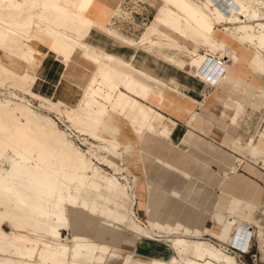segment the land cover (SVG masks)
Returning <instances> with one entry per match:
<instances>
[{"label": "rangeland", "instance_id": "rangeland-1", "mask_svg": "<svg viewBox=\"0 0 264 264\" xmlns=\"http://www.w3.org/2000/svg\"><path fill=\"white\" fill-rule=\"evenodd\" d=\"M237 6L238 9L241 6V17L234 13ZM104 9H109L108 13ZM223 10L227 12L223 13ZM254 12L256 16L253 17ZM110 16H114L112 20ZM186 17L202 20V25L212 29V38L196 34L193 24L187 22ZM257 22L264 23V0H0V60L12 68V72H8L0 67V167L12 172L16 163L20 165V171L40 164V170L44 172L41 175L43 180L59 190L63 198L64 214L62 212L60 220L55 215L43 217V220L49 221L46 231L30 227L16 229L3 216L5 208L0 207L1 216L5 218L1 227L6 231L2 230L8 234L9 240L12 239H6V243L18 244L23 251L34 250L33 258L28 257V260L24 256L23 262L218 264L204 258L203 253L196 254L202 260L173 257L174 249L184 252L188 242L194 246L199 244L184 240L182 232L178 233V229L184 228L182 225L203 228L194 224L193 216L199 215L194 209H186L182 217L174 218L153 219V213H149V224L144 227L147 215L143 208L132 202L134 190L137 196L140 193L141 198H145L143 184L147 181L148 195L152 187L170 197L176 196L178 190L185 189L197 195L201 188H205L214 209L211 206L206 210L204 223L211 227L215 224L211 214L226 206L227 201L232 199V192L233 195L240 194L239 190L226 187L224 181L204 187V180L198 178L199 169L195 173L193 168L199 163L198 157L195 161L186 159L181 163L178 156L165 149V143L156 144L142 137L147 121L145 133L151 132L152 127L159 124V119L149 118L152 107L141 99H149L151 93L162 95L164 87L177 86L175 79L168 83L166 73L170 69L167 66L178 68L184 76L189 74L199 79L188 63L195 55L206 58L207 53L222 55L219 41L236 53L237 61L231 60L232 64L247 61L254 66L257 55L264 59L256 43L257 37L250 41L241 36L246 32L258 36L262 28L255 26ZM245 25L254 27L239 29ZM9 42L10 48L7 47ZM38 43L46 45L48 51L42 53L36 47ZM6 51L9 54L12 52V56L5 55ZM81 57L93 65L89 69L80 65L82 60L78 59ZM205 64L202 68L207 67L208 64ZM55 67L58 68L56 83L68 85L69 100L52 99L49 89L42 91L36 87L49 86ZM41 69L44 75L40 74ZM126 74L134 80L127 78L124 82ZM154 79L161 80L165 85L154 82ZM146 86H150L151 90ZM244 120V114L240 113L237 125H232L242 135L243 142ZM117 121L126 126L121 135L118 134ZM171 123L164 122L163 136L168 135L167 128ZM60 135L69 141V149L59 141ZM107 138L117 140L119 146L111 149L107 142L102 141ZM70 149L75 154H70ZM80 154L87 163L85 167H82ZM240 154L247 155L243 151ZM191 156L193 158V154ZM204 157L201 154L202 162ZM250 159L254 161L251 156ZM90 167H93L92 170ZM40 170H33L30 176L37 178ZM189 170L200 181H190L192 175H189ZM212 172L219 174L216 170ZM183 173L184 182H180ZM178 177L181 179L178 180ZM187 178L191 182L189 187ZM38 184L37 180L33 186L36 188ZM166 205L170 206L168 202ZM135 214L141 224L134 221ZM155 227L177 234L168 237L167 234L156 233ZM256 230L254 226L252 243H256ZM188 231L193 233L192 229L188 228ZM203 233L188 236L203 239ZM154 236L164 237L156 240ZM165 237L169 241H165ZM220 243L226 246L228 253L235 255L238 264H244V257L230 252L228 243ZM63 245L69 247L67 255L61 254ZM209 256L219 260L216 251L210 250ZM1 259L4 260L0 257V262Z\"/></svg>", "mask_w": 264, "mask_h": 264}, {"label": "crops", "instance_id": "crops-1", "mask_svg": "<svg viewBox=\"0 0 264 264\" xmlns=\"http://www.w3.org/2000/svg\"><path fill=\"white\" fill-rule=\"evenodd\" d=\"M104 10L108 13L109 9ZM113 17L110 16V19L112 20ZM36 47L42 53L48 51L44 44L38 43ZM262 55L264 57L263 51ZM41 58L40 61H42L43 65L44 60L42 56ZM256 58L260 59V63L257 62L258 60L256 61ZM79 60H82V62H79L80 65L88 69L90 65H93L82 57ZM261 60L264 61L260 56L255 57L254 63L256 65L258 63L257 66L254 63V66H250L247 61L231 63L230 67L226 68L225 73L223 72L224 75L221 76L219 82L217 81L211 88H209V80H203L199 76L198 79L187 73V76H184L182 71L170 65L167 66L170 71L166 73V79L168 83L169 80L175 79L177 86L170 85L175 88H162L161 86L163 89L162 95L158 93L154 96L151 93L149 99H141L146 105L152 107L150 108L151 115H149V118L159 119V124L153 126L151 132L145 133L148 125L147 121L146 127L142 131V137L156 144L159 142L165 143V149L171 150V153L178 156L181 159V163H184L186 159L191 162L193 159L195 161L198 157L199 163L197 165L194 164L193 168L195 173L199 169L198 178L204 180L202 182L204 187L210 184L216 185L218 181H224L223 184L226 187L240 191V194L234 195L232 192V199L227 201L226 206L216 209L211 214L215 224L207 227V223H204L207 214L206 210L210 209L212 203L208 190L205 188H201L197 195L183 189L182 191L178 190L176 196L170 197L152 187L148 195L146 192L147 187H149L147 181V183L143 184L144 199L141 198L140 193L137 196L134 190V195H131L133 204H137L138 208H143L147 215L146 224L143 223L144 227L149 224V213H153V219L167 216L169 218L182 217L186 209H194L199 214L193 217L194 224L202 225L203 228L201 230L197 226L196 228H190L184 225H182L184 228L178 229V233L182 232L181 234L184 235V240H192L194 243L197 242L199 244L194 246L188 242L186 244L187 250L184 252H179L172 248L175 251L173 257L177 259L183 257L202 260L198 259L196 254L203 253L204 258H210L218 264H238L235 255L228 253L225 250L226 246L220 242L228 243V245L231 244V241L232 243H237L240 234L247 233L248 235L250 232L253 233L254 226H256V243L250 242L249 253L243 255L244 264H264V62H261ZM261 63L263 65H260ZM45 64H47L46 61ZM48 64L51 65V62ZM56 69L58 68H53V74L50 77L47 88H43L41 85H36V87L42 91L43 89L44 91L49 89L48 94L51 95L52 99L69 100L68 85L63 82L56 83L58 79ZM44 73V70L41 69L40 74L44 75ZM129 78L134 80L132 76ZM154 82L165 85L161 80L154 79ZM146 89L151 90L150 86H146ZM232 95L237 97L233 98L234 96ZM240 113L244 114L245 118V123L242 125L244 129L242 131L245 132L244 142L242 141V135H239L232 128V125H237V118ZM164 122H172L167 128V136L162 134V127L164 128L165 126ZM117 123L119 125L118 134L121 135L124 133L126 126L121 122L117 121ZM256 150H259V153ZM242 151L247 153V155L240 154ZM191 154H193V158ZM201 154L205 156L203 162ZM250 156L254 161L250 159ZM202 163L207 164L204 166ZM215 170L219 174L212 172ZM190 174L192 175L190 181H200L197 175L195 174V176L189 170ZM181 176H183L182 180H179L180 177H178V180L184 182V173ZM186 181H188L187 186L189 187L191 182H189L188 178ZM166 202L170 206H165ZM185 202L190 203L186 204ZM201 209H204V211H201ZM211 209H214V206ZM136 219L134 221L141 224L137 216ZM238 221L246 222L248 230L241 231L238 229ZM2 228L3 226L1 230ZM188 228L192 229L193 233L189 234ZM154 229L156 233L167 234L168 237H173L171 236L172 234H177L167 233L164 229L157 227ZM2 233L5 232L2 230ZM201 233L205 236L203 239L190 238L188 236ZM163 237L154 236L153 238L160 240ZM165 238V241H169V238ZM210 250L216 251L219 260L209 256ZM253 253L256 254L255 260L251 256ZM227 259L232 260V262L228 263ZM166 260L168 259L166 258Z\"/></svg>", "mask_w": 264, "mask_h": 264}, {"label": "bare ground", "instance_id": "bare-ground-1", "mask_svg": "<svg viewBox=\"0 0 264 264\" xmlns=\"http://www.w3.org/2000/svg\"><path fill=\"white\" fill-rule=\"evenodd\" d=\"M187 1V0H186ZM192 1V0H191ZM190 2V1H189ZM192 3V2H191ZM190 3V4H191ZM189 4V3H188ZM229 4V3H228ZM227 4V5H228ZM239 5V4H237ZM229 7L232 8V6L230 5ZM236 7V6H235ZM240 7L238 9L237 8L231 9L234 10V13H236V15H240L238 17H241V12H240ZM228 8V7H227ZM220 9V8H219ZM224 9V8H223ZM224 11V10H223ZM226 11V10H225ZM225 11L223 13H225ZM196 12V11H195ZM194 12V13H195ZM227 12V11H226ZM192 13V12H191ZM76 14V13H75ZM189 14V13H187ZM196 14V13H195ZM78 15V14H77ZM185 15V14H184ZM226 18H228V14H225ZM74 16V15H73ZM186 16V15H185ZM188 16V15H187ZM190 16V15H189ZM198 16V15H197ZM202 17L204 15H201ZM231 16V15H230ZM252 16H256V13L254 12L252 14ZM206 17V15H205ZM209 17V16H208ZM82 18V17H81ZM207 18V17H206ZM85 19V18H84ZM185 20L187 22H191L192 28L195 31L196 34L200 35L201 33L203 35H209L210 38H212V34H211V30L207 27L201 24L202 20L199 21L197 20V18L195 17L194 19H192L191 17L188 18L186 17ZM234 20V19H233ZM238 20V19H237ZM88 21V20H87ZM83 22V21H82ZM84 23V22H83ZM92 23V22H91ZM94 24V23H93ZM255 26H258L259 28H262L261 31H259L258 36L254 35L251 32H246L243 36H241L242 38H245L247 40L253 41L255 40L254 38L257 37L256 39V43L258 44V46L261 48V50L264 52V23L263 22H257L255 24ZM254 26H240L239 29H245V28H253ZM211 28V27H210ZM238 29V28H237ZM111 32V31H110ZM109 32V33H110ZM112 33V32H111ZM115 33V32H113ZM112 33V34H113ZM95 34V33H94ZM117 34V33H115ZM9 36V35H8ZM99 36V35H98ZM202 36V35H200ZM11 37V36H10ZM115 37V36H114ZM121 37V36H120ZM122 38V37H121ZM214 38V37H213ZM8 39H10L8 37ZM123 39V38H122ZM125 39V38H124ZM11 40V39H10ZM127 40V39H125ZM9 41V40H7ZM122 41V40H120ZM219 41V40H218ZM244 41V40H243ZM117 42V41H116ZM116 42L114 44H116ZM126 42V41H124ZM130 42V41H129ZM132 42V41H131ZM12 43V42H11ZM133 43V42H132ZM4 44H7L6 42ZM129 44V43H128ZM218 44V43H217ZM10 45H7V47ZM118 45V44H116ZM120 45V44H119ZM1 46V45H0ZM6 46V45H5ZM219 46L221 48V53L222 55L225 56H229L230 59L235 60L237 59V56L235 55L236 53L234 52L233 49H231L230 47L226 46L224 43L219 41ZM3 47V44H2ZM6 47V48H7ZM124 47V46H123ZM4 48V47H3ZM10 48V46H9ZM36 48V47H35ZM12 49V48H11ZM5 50V49H4ZM10 50V49H9ZM52 50V49H51ZM72 50V49H71ZM257 50V49H256ZM12 51V50H11ZM15 50H13L14 52ZM39 51V50H38ZM69 51V50H68ZM259 51V50H258ZM5 53V51H3ZM261 52V51H260ZM10 53V52H9ZM8 51H6L5 55L8 56H12V52L11 54H9ZM188 53V52H187ZM259 53V52H258ZM17 55V53H15ZM190 54V53H189ZM192 54V53H191ZM193 55V54H192ZM203 55V54H202ZM111 58V55H109ZM195 58L188 63L189 66H191V68L193 69L192 71L195 72V74L197 76H199L201 79L203 80H209L208 77H206L205 75H203V73H200L199 71L202 70V66L205 64L206 60L208 59V57H204V56H199V55H195ZM257 57H259L257 55ZM1 58V57H0ZM2 60V59H1ZM0 60V67L5 68L8 72H12V68L5 65L4 63H2ZM172 59H170L171 61ZM255 60V58H254ZM258 60V61H257ZM256 61L258 63H260V59L256 58ZM255 61V62H256ZM261 62H264L263 60H261ZM257 63V65H258ZM104 64V63H103ZM208 64V61L206 62L205 66ZM230 64V63H229ZM106 65V63H105ZM187 65V64H186ZM255 64V66H257ZM260 65H263V63H261ZM103 66V65H101ZM100 66V67H101ZM70 67V66H69ZM104 67V66H103ZM107 68H110V66L106 65ZM188 67V66H187ZM208 67V66H207ZM190 68V67H188ZM205 68V67H204ZM227 68V67H226ZM225 68V70H226ZM104 69V68H103ZM112 69V68H111ZM110 70V69H109ZM225 70L223 71L225 73ZM116 71V70H115ZM111 72V71H110ZM193 72V73H194ZM105 73H108V71ZM113 73V72H112ZM224 73H213L214 76H216L215 82L212 84H215L217 81L219 82V79L221 78L222 75H224ZM109 74V73H108ZM120 74V72H119ZM124 74V73H123ZM122 74V75H123ZM70 75V74H69ZM68 75V76H69ZM110 75V74H109ZM115 76V75H114ZM121 76V75H120ZM123 77V76H121ZM120 77V78H121ZM130 75H125V79L129 78ZM74 78V77H72ZM125 82V81H124ZM210 83V81H209ZM118 86V85H117ZM23 106V105H22ZM21 108V107H20ZM23 108H26L23 106ZM19 109V108H18ZM20 110V109H19ZM28 112H31L30 109H26ZM25 110V111H26ZM23 111V109H22ZM21 112V110H20ZM27 114V112L25 113ZM97 114V113H96ZM28 115V114H27ZM92 115V114H91ZM94 115V114H93ZM151 115V113H150ZM99 116V115H98ZM102 116V115H100ZM94 117V116H93ZM96 117V116H95ZM90 118V117H89ZM97 120V119H96ZM99 121V119H98ZM95 124V123H94ZM96 125V124H95ZM55 133V132H54ZM94 134V133H93ZM52 135V134H51ZM92 135V133H91ZM54 136V135H53ZM61 136V135H60ZM94 136V135H93ZM56 138V137H55ZM54 138V139H55ZM56 140V139H55ZM67 140V139H66ZM64 139V137L59 139V141L63 144V146H65V148H70V145L68 144V142ZM27 141V140H26ZM25 141V142H26ZM102 141L107 142L110 146L111 149H116L117 146H119V143L117 140L115 139H103ZM56 142V141H55ZM60 146V145H59ZM28 148V147H27ZM40 148V147H38ZM73 148V147H72ZM76 149V148H75ZM50 150V149H49ZM71 150V149H70ZM74 150V148L72 149ZM72 150L70 151V154L72 152ZM41 151V150H40ZM78 151V150H77ZM259 151V150H258ZM256 150V152H258ZM21 152V151H20ZM26 152V151H25ZM67 152V150H66ZM22 153V152H21ZM27 153V152H26ZM25 153V154H26ZM73 153V152H72ZM80 153V152H79ZM259 153V152H258ZM69 154V156H70ZM75 154V153H73ZM81 155V154H80ZM79 155V156H80ZM72 156V155H71ZM44 158V156H43ZM71 158V157H68ZM83 158V156L81 155V159ZM45 159V158H44ZM80 159V158H78ZM76 160V159H75ZM13 161V160H12ZM69 161V160H68ZM89 161V160H88ZM72 162V161H71ZM74 162V161H73ZM72 162V163H73ZM14 163V161H13ZM12 163V164H13ZM16 163V162H15ZM14 163V164H15ZM34 164V163H33ZM23 165V163H22ZM21 165V166H22ZM35 165V164H34ZM40 165V164H39ZM38 164L35 165V167L32 168H26L25 171H20V165L18 163H16L13 167V169H11L12 172H6L4 171V169L2 167H0V207H4L5 211L3 210V212H5V214L2 212L3 216H6V220H8L13 226L17 228H25V227H30L32 230H42L41 228H43L44 231H46V227L49 224V221L43 220V217H47L50 218L51 216L55 215V217L60 220L62 218V212H63V198L62 196L58 193L59 190H57L56 188L53 187V185L45 182L41 177V175L44 173L42 170H40L41 166H39ZM77 165V164H75ZM87 165L86 161L82 160V167H85ZM88 165H91L90 163H88ZM31 166V165H30ZM28 166V167H30ZM43 166V165H42ZM88 167V166H87ZM45 168V167H44ZM77 168V167H76ZM80 168V167H79ZM91 168V167H90ZM89 168V169H90ZM93 168V167H92ZM91 168V170H92ZM40 170L38 177H31L30 174L31 172H33V170ZM78 169V168H77ZM81 169V168H80ZM24 170V169H23ZM63 170V169H62ZM84 170V169H83ZM86 170V169H85ZM97 172V171H96ZM56 173V172H55ZM93 173V172H92ZM57 174V173H56ZM63 175V173H62ZM65 175V173H64ZM94 175V174H93ZM96 175V174H95ZM51 176V175H49ZM48 176V179H49ZM59 176V175H58ZM57 178V177H56ZM110 178V177H109ZM107 179L109 182H111L110 179ZM51 179V178H50ZM59 179V178H58ZM105 179V178H104ZM38 180L39 182V186L38 187H34L33 183L36 182ZM59 183V182H58ZM61 183V182H60ZM53 184V183H52ZM60 185V184H59ZM114 186V185H113ZM116 187V184H115ZM22 213V214H21ZM132 213V212H131ZM0 212V229H1V223L2 220L5 219ZM23 216V218H21V215ZM64 214V212H63ZM54 217V218H55ZM55 218V219H56ZM33 219L32 222H30V220ZM57 223V221H56ZM237 228L240 229L241 231L243 230H247L246 228L243 227V223L241 221H238V225ZM14 236V235H13ZM12 236V237H13ZM8 234L7 233H0V257H2L4 260L1 259L0 264H29L27 262H23L22 261V257L27 256L26 259H28V257L33 258L34 255V250H27V251H23V249H20L19 246L20 245H15L14 243H6V239H8ZM11 238V236H10ZM15 238V236H14ZM13 238V240H14ZM9 240V239H8ZM7 240V241H8ZM9 241H12L9 240ZM232 243V241L230 242ZM37 244V242H36ZM8 245V246H6ZM35 246V245H33ZM230 246V245H229ZM28 247V246H27ZM32 247V245H31ZM24 248V247H23ZM36 248V247H35ZM48 250V248H47ZM69 250V247L66 245L61 246V254L64 255L67 253V251ZM36 251V250H35ZM42 252V250L40 251ZM39 254V253H38ZM57 255V254H56ZM67 255V254H66ZM35 259V258H34ZM29 260V259H28ZM34 262V261H33ZM39 264V263H38ZM41 264V263H40ZM73 264V263H72ZM75 264V263H74ZM146 264V263H144ZM157 264V263H154Z\"/></svg>", "mask_w": 264, "mask_h": 264}, {"label": "built area", "instance_id": "built-area-1", "mask_svg": "<svg viewBox=\"0 0 264 264\" xmlns=\"http://www.w3.org/2000/svg\"><path fill=\"white\" fill-rule=\"evenodd\" d=\"M208 54V67L203 68L200 70V73H203L206 77H208L210 83H209V88L213 86L212 83L215 82L216 76L213 75L214 72L221 73L225 70L227 65L231 63V59L229 56L225 55H220L219 53H215L214 55H211L210 53ZM243 227L248 230V226L246 222H243ZM240 238L238 237V242L233 243L228 247L229 251L237 254L239 256H242L245 253H249L250 247H251V238H252V233H242L239 235ZM252 259H256V254H251Z\"/></svg>", "mask_w": 264, "mask_h": 264}]
</instances>
